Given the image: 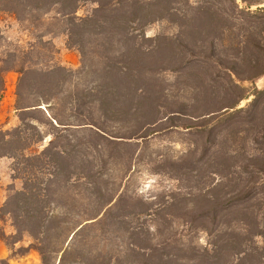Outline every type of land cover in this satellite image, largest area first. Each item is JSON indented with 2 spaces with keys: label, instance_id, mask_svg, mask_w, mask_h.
Masks as SVG:
<instances>
[{
  "label": "trees",
  "instance_id": "16d2710c",
  "mask_svg": "<svg viewBox=\"0 0 264 264\" xmlns=\"http://www.w3.org/2000/svg\"><path fill=\"white\" fill-rule=\"evenodd\" d=\"M87 2L96 3L92 13L76 16L78 7ZM124 2L131 4V19L117 12L122 0H0V13L17 18H36L57 8L69 23L66 45L74 48L80 57L79 69L72 71L60 65H25L17 61L14 53L0 55V99L5 75L12 70L19 75L15 93L19 124L11 129L0 128V158H12V170L22 184L0 211L10 217L16 234L29 238V248L39 253L42 264H181L183 261L222 264L221 255L229 249L234 251V264L259 261L260 257L264 258V150L259 156L249 155L244 151V139L238 150L225 151L227 158L222 156L219 163L210 151L212 123L221 113L233 110L228 117L243 114L250 131L255 109L264 100V90L253 87V93L248 95L252 100L246 108H237L239 101L248 99L242 96L231 103L218 104V87L238 88L230 75L225 84L217 81V76L209 75L208 87L192 97L191 110L178 111L179 115L198 122L179 128L194 129L206 137L199 158L205 176L212 172V167L218 175L216 183L205 181L203 193L191 201L199 205L193 207L199 211L184 215L190 229L203 231L212 238L209 247L190 243L183 248L186 243L181 242L180 245L155 244L156 230L127 227L131 213H115L117 209L128 208L119 187L131 170L138 140L146 139L149 132L160 131L151 128L165 121L164 116H156L161 106L156 107L158 92L150 76L174 69L167 59L151 63L150 57H146L147 49L129 55L116 46L121 42L120 34L125 31L126 22L139 23L149 16L164 18L170 0ZM229 2L236 9L235 0ZM258 12H264V7L258 8ZM219 17L223 32L222 28L228 27L220 25L222 17ZM177 46L182 59L184 54L193 61L207 58L184 41L178 40ZM234 74L239 81H251L262 77L264 70L246 77L235 71ZM173 126L176 127L172 124L163 129ZM44 127L48 128L47 132L43 131ZM48 136L46 145L36 150ZM251 140L258 143L256 137ZM103 145L127 147L125 157L116 158L121 161L123 171L112 176L111 187L98 163L99 159L104 165L107 163L102 159ZM109 154L112 157L113 153ZM225 160L231 164L224 167ZM136 210V216H147ZM121 232L127 238L124 243L117 241ZM0 264L7 263L0 260Z\"/></svg>",
  "mask_w": 264,
  "mask_h": 264
},
{
  "label": "rangeland",
  "instance_id": "374dc122",
  "mask_svg": "<svg viewBox=\"0 0 264 264\" xmlns=\"http://www.w3.org/2000/svg\"><path fill=\"white\" fill-rule=\"evenodd\" d=\"M122 1L117 12L133 18L129 16L133 10L131 4ZM235 3L236 9L229 0H170L167 6L169 12L164 18L149 16L139 23L126 22V29L120 34L121 42L116 45L120 52L129 55L147 49L149 54L146 57H150L148 60L151 63H161L162 59H167L171 61L169 65L174 67L173 70L158 71L150 76L151 84L158 92L156 107L161 106L156 116H164L165 121L151 128L160 131L153 134L149 132L146 139L138 140L131 170L119 187V193L125 199L124 205L128 208L123 210V207L115 212L131 213L126 220L127 227L142 226V230L147 227L151 231L156 230L157 237L153 241L158 245L171 242L177 245L186 243L182 245L183 248H187L190 243L196 247H209L208 243L212 240L205 232L190 229L184 221V215L199 211L193 208L199 205L191 201L203 193L201 189L205 181L216 183L218 175L213 173L212 167V172H209L208 177L205 176L199 158L206 137L197 130L179 128L181 125L198 122L195 118L179 115L178 111H190L194 103L192 97L207 88L214 76H217V81L225 84L230 75L238 87L230 90L218 87V104L227 101L231 103L238 96L246 98L253 93V87L264 90V75L251 81H239L234 74L235 71L237 75L246 77L264 70V12H258V8L264 7V1L247 0L246 3H250L247 5L235 0ZM95 7L94 2L81 4L75 15H89ZM220 8L225 9V12L219 11ZM218 16L222 17L220 25L228 27H223V32ZM68 27L67 17L60 15L57 8L36 18H17L9 13H0V55L14 53L17 61L25 65H60L76 71L80 67V57L74 48L66 45ZM178 40L184 41L196 53H203L207 58L200 57L193 61L189 55L184 54L182 59L177 54ZM18 77L13 70L5 75V88L0 99L2 129H11L19 124L18 112L15 110ZM251 100L252 96H249L239 101L237 108H246ZM231 111L221 113L212 123L214 131L209 138L212 140L210 151L213 156H217V163L222 156L227 158L225 151L230 153L238 150L244 139V151L249 155L256 157L264 150V100L261 99L255 109L253 130L248 131L243 114L228 117ZM172 124L176 127L163 129ZM47 129L44 127L43 131L47 132ZM253 137H256L258 143L251 140ZM48 139L49 136L35 149L41 150ZM103 150L102 159L107 160V163L104 165L100 159L98 163L102 166L104 179L111 183L112 176L123 171L121 161L116 158L122 156L123 159L127 147L111 148L105 145ZM110 152L113 153L112 157ZM13 163L10 157L0 158V210L7 198L22 185L12 170ZM230 164V161L225 160L223 166ZM136 209L147 216H136ZM118 236L117 241H127L125 232ZM29 244V238L25 234L22 238L16 234L10 217L0 211V260L7 264H42L39 253L29 248ZM220 262L234 264V251L226 250ZM181 264L189 262L183 261ZM252 264H264V258L260 257L259 261H252Z\"/></svg>",
  "mask_w": 264,
  "mask_h": 264
}]
</instances>
